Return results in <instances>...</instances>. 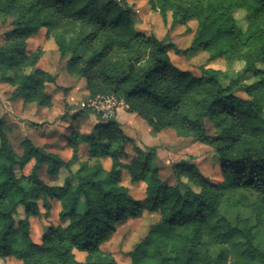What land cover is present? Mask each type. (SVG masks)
Instances as JSON below:
<instances>
[{"label": "clouds", "instance_id": "clouds-1", "mask_svg": "<svg viewBox=\"0 0 264 264\" xmlns=\"http://www.w3.org/2000/svg\"><path fill=\"white\" fill-rule=\"evenodd\" d=\"M0 264H264V0H0Z\"/></svg>", "mask_w": 264, "mask_h": 264}]
</instances>
